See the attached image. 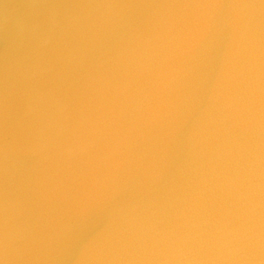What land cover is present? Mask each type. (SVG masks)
I'll list each match as a JSON object with an SVG mask.
<instances>
[{
	"label": "water",
	"instance_id": "obj_1",
	"mask_svg": "<svg viewBox=\"0 0 264 264\" xmlns=\"http://www.w3.org/2000/svg\"><path fill=\"white\" fill-rule=\"evenodd\" d=\"M0 264H264V0H0Z\"/></svg>",
	"mask_w": 264,
	"mask_h": 264
}]
</instances>
